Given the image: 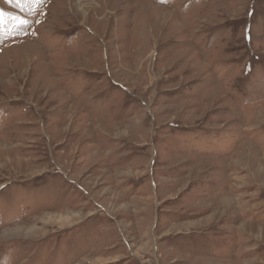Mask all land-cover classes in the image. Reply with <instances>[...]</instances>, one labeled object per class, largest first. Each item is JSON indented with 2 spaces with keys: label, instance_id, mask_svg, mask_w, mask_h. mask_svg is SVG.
I'll return each instance as SVG.
<instances>
[{
  "label": "rangeland",
  "instance_id": "rangeland-1",
  "mask_svg": "<svg viewBox=\"0 0 264 264\" xmlns=\"http://www.w3.org/2000/svg\"><path fill=\"white\" fill-rule=\"evenodd\" d=\"M0 12V264H264V0Z\"/></svg>",
  "mask_w": 264,
  "mask_h": 264
},
{
  "label": "clouds",
  "instance_id": "clouds-1",
  "mask_svg": "<svg viewBox=\"0 0 264 264\" xmlns=\"http://www.w3.org/2000/svg\"><path fill=\"white\" fill-rule=\"evenodd\" d=\"M26 231V229H25ZM18 235H20V232L16 229H9L2 233H0V242H5L9 239L16 238Z\"/></svg>",
  "mask_w": 264,
  "mask_h": 264
},
{
  "label": "snow or ice",
  "instance_id": "snow-or-ice-1",
  "mask_svg": "<svg viewBox=\"0 0 264 264\" xmlns=\"http://www.w3.org/2000/svg\"><path fill=\"white\" fill-rule=\"evenodd\" d=\"M17 2L19 3V0H17ZM31 2H34V3H39L40 0H31ZM25 23L24 21H20V24H23ZM4 13L3 12H0V30H2L4 28ZM2 34V33H0Z\"/></svg>",
  "mask_w": 264,
  "mask_h": 264
}]
</instances>
